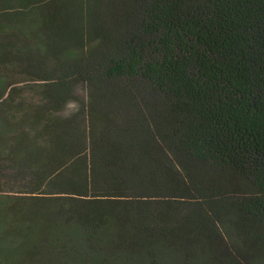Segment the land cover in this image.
<instances>
[{
    "label": "trees",
    "instance_id": "1",
    "mask_svg": "<svg viewBox=\"0 0 264 264\" xmlns=\"http://www.w3.org/2000/svg\"><path fill=\"white\" fill-rule=\"evenodd\" d=\"M0 264H264V0H0Z\"/></svg>",
    "mask_w": 264,
    "mask_h": 264
}]
</instances>
